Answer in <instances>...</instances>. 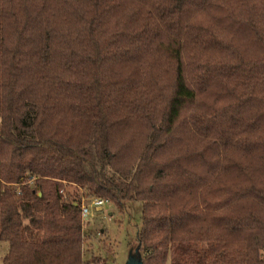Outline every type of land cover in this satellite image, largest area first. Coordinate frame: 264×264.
Returning a JSON list of instances; mask_svg holds the SVG:
<instances>
[{"label": "trees", "instance_id": "16d2710c", "mask_svg": "<svg viewBox=\"0 0 264 264\" xmlns=\"http://www.w3.org/2000/svg\"><path fill=\"white\" fill-rule=\"evenodd\" d=\"M81 196L142 264H264V0H0L1 264H98Z\"/></svg>", "mask_w": 264, "mask_h": 264}, {"label": "rangeland", "instance_id": "374dc122", "mask_svg": "<svg viewBox=\"0 0 264 264\" xmlns=\"http://www.w3.org/2000/svg\"><path fill=\"white\" fill-rule=\"evenodd\" d=\"M66 191L81 194L75 186H65ZM87 204L90 198L81 196ZM90 215L82 220L84 231L83 258L88 261L92 256L99 258L98 264H125L128 255L136 248V234L140 226L141 204L130 200L121 208L112 202H105L94 210L89 206ZM8 249L6 241L0 242V264Z\"/></svg>", "mask_w": 264, "mask_h": 264}, {"label": "built area", "instance_id": "2783aa9c", "mask_svg": "<svg viewBox=\"0 0 264 264\" xmlns=\"http://www.w3.org/2000/svg\"><path fill=\"white\" fill-rule=\"evenodd\" d=\"M90 199H91L90 202L87 204L84 202V199L80 201V210H81L82 220H85L90 215L89 206H92L94 210H98L99 208L103 206L105 202H107L106 200L101 199V198H90Z\"/></svg>", "mask_w": 264, "mask_h": 264}, {"label": "water", "instance_id": "95a60500", "mask_svg": "<svg viewBox=\"0 0 264 264\" xmlns=\"http://www.w3.org/2000/svg\"><path fill=\"white\" fill-rule=\"evenodd\" d=\"M125 264H142L141 257L138 253L137 248H135L134 252L128 255Z\"/></svg>", "mask_w": 264, "mask_h": 264}]
</instances>
